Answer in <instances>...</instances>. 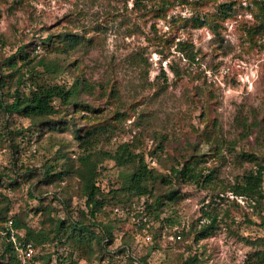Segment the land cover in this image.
I'll return each instance as SVG.
<instances>
[{
	"label": "rangeland",
	"instance_id": "374dc122",
	"mask_svg": "<svg viewBox=\"0 0 264 264\" xmlns=\"http://www.w3.org/2000/svg\"><path fill=\"white\" fill-rule=\"evenodd\" d=\"M160 1L0 0V66L22 50L41 81L71 86L83 80L78 100L94 112L66 114H72L79 133L92 126L99 129L93 152L101 158L98 183L109 204L97 219L117 226L108 251L123 249L125 242L130 257L140 258L158 236L159 249L150 264H186L194 258L196 264H247L252 254L264 251L248 243L264 241V199L258 209L224 192L223 186L253 167L237 154L248 152L263 159L261 135L252 127L264 115V17L258 10L264 0H169L165 18L154 16ZM221 4H233L230 18L192 26V17L214 15ZM261 24L250 37V28ZM67 32L82 40L64 54L40 44L49 34ZM41 61L58 63L66 71L55 77L38 65ZM58 112L54 122L65 113L63 108ZM29 126L21 117L0 113V206L6 198L8 218L17 215L32 231L48 234L56 220H80V212L87 214L80 183L67 175L46 186L22 175L37 173L45 165L59 172L68 160L77 167L78 157L85 153L67 125ZM124 143L164 175L187 156L204 154L201 166L216 167L219 186L199 189L173 181L154 196L175 190L179 199L165 200L159 221L145 214L146 221L140 220L137 210L143 213V204L154 198L130 203L121 191L128 171L104 156ZM217 145V158H209ZM31 190L42 197L41 203L29 197ZM39 208L44 211L36 212ZM213 219L208 236L196 239ZM34 249L33 264H59L58 256L66 258V264L71 256L78 264H129L119 254L95 261L83 243L74 253L52 242ZM3 250L0 238V255Z\"/></svg>",
	"mask_w": 264,
	"mask_h": 264
},
{
	"label": "trees",
	"instance_id": "16d2710c",
	"mask_svg": "<svg viewBox=\"0 0 264 264\" xmlns=\"http://www.w3.org/2000/svg\"><path fill=\"white\" fill-rule=\"evenodd\" d=\"M179 3H185L188 0H178ZM169 0H162L158 5V9L153 10L155 17H166V13L169 8ZM261 17H264V5L258 6ZM233 11V4H221L218 6L216 13L213 15H205L203 18L192 17V26L198 27L201 23L208 22L217 24V21H224L231 17ZM203 20V21H202ZM260 26L252 27L248 31L250 37L258 33ZM82 38L72 33H63L54 37L52 34L46 36L45 40L41 41L43 47H48L49 50L59 53H66V49H72L78 41ZM26 52L19 50L5 60L4 67L0 66V113L4 116L16 115L27 120L30 124L29 129H40L48 127V129H54L55 125L69 127L75 136V139L79 142L80 148L85 153L83 156H79L77 159L78 166L68 161L64 162L62 170L56 172L54 166L45 165L37 172L26 171L22 175L24 179L38 178L39 185H54L55 183L62 182L67 175H74L79 183L81 189V195L85 198V206L87 214L80 212V220H56L53 229L50 233L44 234L42 232H34L29 229L19 218L14 215L8 218L10 212V203L6 198H3L0 206V230L8 231L6 224L8 220H12L13 225L11 230L14 232V236L17 242L31 243L35 248L37 246H45L49 242L56 243V247L63 246L64 248H70L71 252L75 250L82 243L91 253L93 260H97L102 263L107 260V257L113 258V254H119L126 256L129 264H150L149 258L151 255L158 251L157 237L152 238V244L148 253L142 257L132 256L131 249L127 243L124 242L123 249L117 252L108 251L109 245H111L116 236L114 234L116 227L114 222L98 221L97 216L106 208L109 201L104 197L103 191L98 183V169L101 158L98 153H94V146L97 143V133L99 129L92 126L86 128L81 133L76 129L75 119L72 114H66L67 111H73V114L80 113L82 110H86L93 113L94 110L87 104L79 102L78 96L83 89V80L77 79L71 86L64 84H58L51 81H41L38 77V73L35 67H31L28 64ZM193 59L194 56H191ZM18 61L24 64L18 67ZM39 66L45 70H50L54 76L61 75L66 68H62L58 63L50 65L44 61L39 62ZM28 67L30 69H28ZM9 69V73L5 72ZM48 70V71H49ZM8 71V70H7ZM7 91L5 92V90ZM9 97L10 102H6L4 98ZM60 108L64 109V114H61L60 118L54 122L55 116L59 113ZM67 116V117H66ZM85 120L88 118H84ZM256 128L264 145V115L261 121H255L253 128ZM28 129V128H27ZM28 131V130H27ZM217 145L211 148L212 154L210 157L218 156ZM161 149V146L158 147ZM107 160L113 161L115 166L123 168L128 171L125 177L127 185L123 186L121 191L127 196L128 201H139L142 198H151L154 201L152 203L145 202L143 204L144 210L141 213L139 210L136 212V217L142 219V215L147 218H153L156 221L160 220L162 209L166 205L165 200L173 202L179 199V192L170 190L165 195H155L156 190L162 186H170L173 181L182 182L183 184L192 185L199 189H208L211 187L219 186L217 183V171L216 167L203 168L202 163L206 161L204 154H192L187 156L182 162L177 163L170 170L169 175L159 173L155 168L149 166L146 162L144 154L135 152L129 143H124L118 146L114 153H104ZM259 156L242 152L237 154L241 160L252 164V168L245 170L238 178H236L233 184L223 186L224 192H229L235 197H241L250 203H254L255 207L261 209L262 200L264 199L263 185H264V154ZM102 157V156H101ZM61 158L64 159L63 156ZM0 176V181H1ZM11 181V180H10ZM13 182V181H11ZM35 189V187H33ZM114 193V192H113ZM31 199L42 202L40 195H35L33 190L28 192ZM67 206L66 202H63ZM44 211L39 208L36 212ZM82 218V219H81ZM210 218V217H209ZM215 219L212 220L211 225L200 229L196 236L198 238H205L208 236V232L213 225ZM147 227V225H146ZM140 228H145V223L140 222ZM147 229V228H146ZM21 232H23L21 234ZM8 235V234H7ZM52 235V237H50ZM180 235V234H179ZM178 235V236H179ZM177 236V235H175ZM177 236V237H178ZM23 237V238H22ZM4 244V250L0 255V264H15L17 263V257L15 254V248L13 242L9 239V236L1 238ZM150 240V239H149ZM154 240L156 241L154 243ZM154 243V244H153ZM250 245L264 247V241L261 239L258 242L249 241ZM72 256L67 261V264H78L72 260ZM59 264H66V258L57 257ZM194 262L186 264H196ZM247 264H264V251H257L250 256L247 260Z\"/></svg>",
	"mask_w": 264,
	"mask_h": 264
},
{
	"label": "built area",
	"instance_id": "2783aa9c",
	"mask_svg": "<svg viewBox=\"0 0 264 264\" xmlns=\"http://www.w3.org/2000/svg\"><path fill=\"white\" fill-rule=\"evenodd\" d=\"M142 219L144 220L145 218ZM12 225H13L12 220H8L6 224L8 231L5 232L0 231V238L4 236H9V239L13 242L15 248V254L20 264H33L34 263L33 259L35 256L34 247L30 243L17 242L14 236V232L11 230ZM147 240H149V238H147Z\"/></svg>",
	"mask_w": 264,
	"mask_h": 264
}]
</instances>
